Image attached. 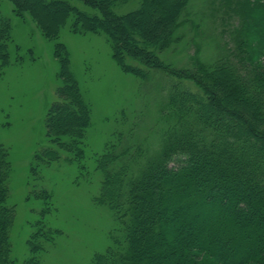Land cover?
Listing matches in <instances>:
<instances>
[{
	"label": "trees",
	"instance_id": "obj_1",
	"mask_svg": "<svg viewBox=\"0 0 264 264\" xmlns=\"http://www.w3.org/2000/svg\"><path fill=\"white\" fill-rule=\"evenodd\" d=\"M8 1L46 40L59 39L71 21L75 33L104 35L125 73L147 81L155 70L168 78L148 134L134 123L114 133L102 154L91 155L102 175L95 202L111 210L117 224L93 264H264V0H219L227 41L212 61L196 53L188 67L161 54L177 42L190 0H141L122 15L115 8L134 0H76L101 16L65 0ZM11 41L12 26L4 20L2 70L12 63ZM55 56L62 86L45 125L56 148L36 154L35 163L55 162L64 152L85 170L92 106L64 44ZM12 170L10 150L0 142V264L15 263ZM41 196L51 198L47 191ZM56 234L41 226L28 241L25 264H41L43 241Z\"/></svg>",
	"mask_w": 264,
	"mask_h": 264
},
{
	"label": "rangeland",
	"instance_id": "obj_2",
	"mask_svg": "<svg viewBox=\"0 0 264 264\" xmlns=\"http://www.w3.org/2000/svg\"><path fill=\"white\" fill-rule=\"evenodd\" d=\"M65 1L101 16L82 1ZM140 2L118 6L115 12L126 14ZM219 6V0H190L184 24L175 35L177 42L161 58L176 67L190 66L196 53L212 61L227 41L222 33L226 15ZM4 20L12 26V63L4 70L0 67V142L10 150L13 167L8 205L15 208L10 233L14 264H25L31 256L28 241L41 226L57 232L53 240L43 241L41 264H93L94 257L110 245L117 224L112 211L95 202L102 175L91 155L102 154L114 133L127 131L134 123L142 125L140 134H148L168 78L155 70L147 81L125 73L104 35L75 33L71 21L59 39L46 40L30 16L18 17L11 2L0 0V26ZM58 44L66 46L71 69L93 110L85 170L64 152L55 162L35 163L36 154L56 148L47 138L45 120L62 86L55 56ZM42 191L51 198L42 197Z\"/></svg>",
	"mask_w": 264,
	"mask_h": 264
}]
</instances>
